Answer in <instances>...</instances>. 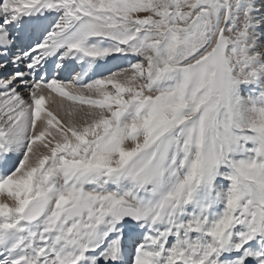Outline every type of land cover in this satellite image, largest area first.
I'll list each match as a JSON object with an SVG mask.
<instances>
[{"label": "snow or ice", "instance_id": "6c2138e0", "mask_svg": "<svg viewBox=\"0 0 264 264\" xmlns=\"http://www.w3.org/2000/svg\"><path fill=\"white\" fill-rule=\"evenodd\" d=\"M0 264H264V0H0Z\"/></svg>", "mask_w": 264, "mask_h": 264}]
</instances>
